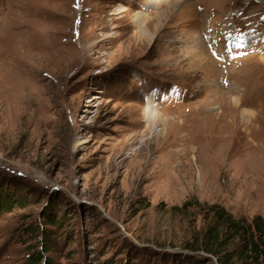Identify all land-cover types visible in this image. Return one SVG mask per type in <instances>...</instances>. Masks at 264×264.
Segmentation results:
<instances>
[{
	"label": "rangeland",
	"instance_id": "374dc122",
	"mask_svg": "<svg viewBox=\"0 0 264 264\" xmlns=\"http://www.w3.org/2000/svg\"><path fill=\"white\" fill-rule=\"evenodd\" d=\"M156 1L0 0V264H217L206 206L264 218V0Z\"/></svg>",
	"mask_w": 264,
	"mask_h": 264
},
{
	"label": "trees",
	"instance_id": "16d2710c",
	"mask_svg": "<svg viewBox=\"0 0 264 264\" xmlns=\"http://www.w3.org/2000/svg\"><path fill=\"white\" fill-rule=\"evenodd\" d=\"M15 200L0 196V212L10 210ZM204 220L196 245L189 246L191 250L213 256L217 264H264V218L261 215L247 220L211 204L206 206Z\"/></svg>",
	"mask_w": 264,
	"mask_h": 264
},
{
	"label": "bare ground",
	"instance_id": "6f19581e",
	"mask_svg": "<svg viewBox=\"0 0 264 264\" xmlns=\"http://www.w3.org/2000/svg\"><path fill=\"white\" fill-rule=\"evenodd\" d=\"M183 0H157L156 1V12H155V15H154V20L156 21V22H158L159 20H160V18L162 17V14H164L162 11V9H160L161 7H160V4H165V3H170V4H173V3H179V2H182ZM162 6V5H161ZM137 20L138 21H140L141 20V15H139L138 17H137ZM151 23V22H150ZM145 35V37H151L152 38V32H151V29L147 26L146 27V25L144 26V28H143V30L142 31H140V35ZM149 107V106H148ZM150 109V108H149ZM147 111V110H146ZM147 117H148V119H150V121H151V124H153V122L154 121H161L162 120V122L164 121L163 120V118H161V116H158V114H152L151 116L149 115V114H147L146 115ZM150 116V117H149Z\"/></svg>",
	"mask_w": 264,
	"mask_h": 264
},
{
	"label": "snow or ice",
	"instance_id": "6c2138e0",
	"mask_svg": "<svg viewBox=\"0 0 264 264\" xmlns=\"http://www.w3.org/2000/svg\"><path fill=\"white\" fill-rule=\"evenodd\" d=\"M240 46H242V45H240Z\"/></svg>",
	"mask_w": 264,
	"mask_h": 264
}]
</instances>
